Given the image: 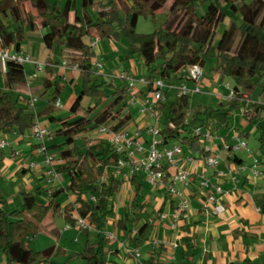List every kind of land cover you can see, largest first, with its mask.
<instances>
[{
    "label": "trees",
    "instance_id": "1",
    "mask_svg": "<svg viewBox=\"0 0 264 264\" xmlns=\"http://www.w3.org/2000/svg\"><path fill=\"white\" fill-rule=\"evenodd\" d=\"M167 1L131 0V4L127 5L123 0H81L79 15L72 0H67L63 8L52 5L49 0H0V51L8 49L19 53L29 34L46 29L47 33L42 37L45 47L52 52H66L67 64L77 66L84 80L70 109V114L77 117L65 122L51 117V107L36 114L32 108L19 105V100H11L7 92L0 90V133L23 134L32 127L36 117L47 116L53 124L62 122L55 131L49 132L50 138L53 135L63 140L57 157L62 164L56 166V173L59 177L66 176L69 179L65 189L55 191L51 188L48 191V206L38 201L37 194L22 191L20 210L0 212V253L6 257L7 264H51V259L60 255L58 251L55 253V247L32 251L27 241L28 237L39 232V224L49 213L57 193L66 190L76 198L74 204L65 208L66 219L71 227L76 226L73 218L76 214L92 229L101 231L106 220L113 215L109 199L119 192L123 181L110 174L109 169L119 155L103 139L84 149L78 147L76 140L87 132L109 124H113L110 129L119 130L132 120V116L128 109L129 93L126 85L117 88L112 83L107 86V83L97 84L92 79L96 68L92 62L93 47L89 43L91 29L101 40L124 41L141 57L147 74L145 79L149 82V93L153 90L152 83L155 80L169 86L173 85L174 80L189 81V69L198 67L202 70L205 57L212 50L215 51L216 60L213 71L221 78L236 81L229 100L220 102L216 108L203 106L191 121L187 119L190 95L177 96L176 104L170 108L164 101L160 102L157 109L166 112L160 129L164 146L177 141L179 146L188 145L192 151L204 156L200 148L202 139L193 134V125L199 123V127L212 133L218 127L228 128L233 110L237 107L243 108L244 122L250 124L258 120L264 123V105L248 102L244 96L245 91H254L259 87L264 93V0L250 3L245 0H198L209 2L202 13L195 5L196 0H170L172 3L165 12L167 20L180 9H185L191 17L185 28L180 33L158 29L150 35L138 34V18L141 15L154 16L164 9ZM28 2L35 14L25 10L24 5ZM88 7H96V19L88 14ZM70 14H73L72 21ZM235 17L241 20L239 26L234 22ZM226 19H230V29L224 30L220 40L212 45L216 29ZM235 31L239 39L236 49L230 53ZM87 38L89 41H86ZM23 65L13 60L6 61L4 75L8 88L25 81ZM105 90L111 91L107 94ZM135 95L138 97V92ZM85 96L96 98L98 104L94 107L82 106L81 99ZM25 102L29 103L28 100ZM52 102H57L56 96ZM259 130V143L264 149V129ZM40 148L41 144L36 146V149ZM2 158L0 151V163ZM232 158L239 161L236 154H232ZM104 176L106 180H102ZM134 178L131 183L136 185V191L132 205L137 206L140 185ZM86 196L92 197L94 201L84 199ZM109 240L100 235L96 242H87L81 253L82 258L89 264H103V249ZM191 241L192 237L186 240L187 248H190ZM188 251L191 252L192 248Z\"/></svg>",
    "mask_w": 264,
    "mask_h": 264
},
{
    "label": "crops",
    "instance_id": "2",
    "mask_svg": "<svg viewBox=\"0 0 264 264\" xmlns=\"http://www.w3.org/2000/svg\"><path fill=\"white\" fill-rule=\"evenodd\" d=\"M26 4H29L32 8L29 2ZM162 11L165 13L164 10L159 12ZM30 13L35 14V11ZM70 20H73V14H70ZM42 31L47 33L46 29H38L31 34L43 37L46 33ZM89 37L90 44L96 42V46L93 48L94 57L92 59V62H96L98 59L96 52L102 53V49H98L99 45L96 40V37L98 39L99 37L92 29L90 30ZM126 47L124 50L129 51L130 56L125 59L126 69H123V72L130 74L135 79L137 78V80L145 78L147 74L141 57L128 46ZM9 55H19L29 58L30 61L24 64H29L46 75L42 84L43 94L41 100H37L31 96L32 93L29 90H19L18 99H16L19 100V105L32 108L36 114L51 107L53 112L51 117L60 119L62 122L70 121L77 117V115L70 114V109L81 91L79 87L82 88L84 80L79 70H74L72 67L64 65L65 62L67 63L66 52L62 53L58 50L52 52L45 45L43 47L39 43L36 44L34 49L33 44L27 41L25 45H22L19 53L9 50ZM39 65L41 66L40 69ZM103 70L104 68H102V74L94 70L92 74L94 82L97 84L107 83V86L112 83L115 86L113 81H106V77L103 76L105 75ZM117 70L115 69V71ZM140 72H143V74ZM2 73L4 88L0 87V90L7 92L10 88L6 85L4 70ZM217 79L218 76L214 78V81ZM207 83L208 81H204L205 85H208ZM125 85L126 83L123 82V86ZM66 86H69L71 90L68 100L62 106L59 98L65 91ZM147 90V85L136 83L135 93L138 92V102L134 107L137 110H140L144 99L148 97L149 92ZM105 91L109 94L111 90ZM215 94L220 96L216 89ZM54 96L59 101L58 106L52 102ZM33 98L36 100L34 103H32ZM84 99L88 101L87 105L83 104ZM25 100H28L29 103L27 104ZM225 100L221 98L219 102ZM39 101L44 104L41 109L37 105ZM260 103H264V100ZM97 104L98 100L94 97L85 96L81 99V105L84 107H94ZM129 107L131 105H128V109ZM43 119H47L50 124H53L49 120V117L43 116L41 118L36 117L32 126L35 123L40 124ZM142 120L143 122L138 124ZM162 120L164 122L165 119L163 118ZM62 122L54 123V125H57L58 128ZM242 123L246 125L244 121ZM149 124L152 123L146 122V119L143 117L137 122L132 117V120L121 129L132 133L135 130L144 129ZM112 125L109 124L107 127H111ZM31 129L32 127L29 130ZM96 130L98 129L93 131ZM93 131L87 132L77 138L82 142V149L94 144L97 140H105V137L99 133L97 138L90 139L89 135ZM216 131H213V134L215 133L217 137L213 144V151L221 152V158L219 165L214 169L206 167L202 160L203 155L200 152L192 151L188 145L181 146L183 154L180 158V164L183 169L192 173L193 177L190 179L187 187L179 183H176L175 187L182 191L189 199L188 218L181 219L178 222L174 221L172 215L179 204V200L173 199L167 194L164 184L154 187V194H145L143 182H146V180L143 173H138L134 176L133 180L140 185V189L137 196V206L132 205L136 185L131 183L132 179L126 181L116 176L114 170L110 168L109 173L113 174L116 179L123 181L121 189L126 183L129 191L125 196L121 195L116 199L115 196L119 194L120 189L118 193L109 199V208L112 209L113 215L106 220L105 227L101 231L92 229L89 232H83L76 227L65 229L68 224L65 208L70 204H74L76 198L72 193L70 196V192L64 190L55 195L49 213L39 224V232L27 238L29 249L36 252L49 247H55V253L58 251L60 255L53 257L51 264H89L81 255L87 242L94 243L99 240L100 235L105 238L107 234H111L113 239H110L103 249V264H264V178H260V173H264V167L260 169L257 166L254 169L252 161L244 169L241 157L236 155L239 161H234L233 158L231 159L232 154L221 149L226 144L232 145L235 143V132L231 137H224V141L220 140V135ZM25 133L26 131L23 134L11 133L16 137L13 143L23 145L25 143ZM29 137L34 139L32 134ZM143 137L146 142H149V137L145 133H143ZM239 137H242L240 133ZM36 143H29L32 155L24 160L17 157L20 155L14 149H11L10 157H6L3 152L5 148L0 150L3 154L2 162L0 163V176L7 174L8 178L18 177L26 179V190L21 188L22 184L17 185V192H14L16 195L15 200H12L10 205L6 203L5 207H1L0 205V212L3 210H20L22 206L20 192L22 191L45 195V202L37 199L40 203L48 206L50 203L48 191L51 188L58 191L67 187H64L62 183L63 179H67L66 176L53 179L46 175V168L43 164L44 157L39 149H37V152L39 156L41 155L42 159L37 161L36 164L34 163L36 146L40 145ZM44 144H46L44 146L45 149L48 147L49 150L55 148L56 150H60L63 140L52 135ZM147 144L145 143V146ZM172 145H178V142L166 144L165 147ZM202 147L203 144H201L200 148L202 149ZM46 152L48 153V151ZM48 154L53 155L54 153L49 152ZM54 155L58 157L59 151H56ZM30 164H34V167L31 168ZM259 165H264V162H261ZM250 169L258 172V174L252 175ZM174 170V168H169L168 174L173 173ZM216 173H222V176L217 177ZM202 175L209 178L212 184L221 186L223 195L221 196L220 204L223 210L219 213L214 212L217 204L207 203V194L199 188L198 179ZM102 180H106V177L104 176ZM42 182H48L51 186L48 189L44 188ZM149 187L152 186L149 185ZM83 198L90 202L94 201L89 196ZM160 214H165L167 218L160 219ZM58 220L62 221L61 226ZM144 228L145 231L141 232ZM191 237L192 241L189 243V246L192 248V251L187 252V249L190 248H187L185 242ZM30 242L31 245L29 246ZM33 245L34 249L31 248ZM136 252L139 254L138 258L135 256ZM3 258L6 259L0 253V264H6Z\"/></svg>",
    "mask_w": 264,
    "mask_h": 264
},
{
    "label": "rangeland",
    "instance_id": "3",
    "mask_svg": "<svg viewBox=\"0 0 264 264\" xmlns=\"http://www.w3.org/2000/svg\"><path fill=\"white\" fill-rule=\"evenodd\" d=\"M49 1L51 2L52 5L57 4L59 8H63L67 0H49ZM72 1L75 3V9L77 13L80 15L81 14V0H72ZM123 1L127 5L131 4V0H123ZM252 1L253 0H245L246 3H250ZM171 3L172 2L170 0L167 1L163 9L164 12H166V9L171 5ZM208 4L209 2L203 3L202 1L199 2L198 0H196L195 2L196 7L199 8L200 10L199 13H202L203 9L205 10ZM24 8L28 12H34V10L30 7L29 4H25ZM87 12L93 19L97 18L98 11L96 7H88ZM190 20H191V17L189 13L187 12V10L185 9H180L176 14L171 15L168 20H167L166 14L163 13V11L158 12L154 16L145 17L141 15L138 18V22L136 25V32L142 35H150V34H153L158 29H163V30L169 29L171 31H177L178 33H180L185 28V26L190 22ZM234 22L236 26H239L241 23V20L240 18L235 17ZM228 29H230V19H226L223 25L218 26V28L216 29L215 35H214L212 45H215L220 40L223 31L228 30ZM42 32L46 33L44 31ZM238 39L239 37L237 35V31H235L232 43L229 47L230 53H233L234 50L236 49ZM96 40H97V44L99 45L98 49H102V53L96 52V55H97L96 57L98 58L97 59L98 64L101 65L102 68H104L103 72H105L106 76H111V79H112L111 81H113L116 87H121V85L123 86V82L117 77H115V74L116 73L120 74L121 72H123V69H126L125 59L130 56V52L124 50V48H127L126 43L124 41L118 42L115 40L105 41V40L98 39L97 37H96ZM27 41H30L33 44L34 49L37 43L41 44V46L44 47L42 37L29 34L27 40H25L23 45H25ZM86 41H89L88 38L86 39ZM110 46L113 47L114 52H113L112 47ZM215 65H216L215 51L212 50L209 56L205 57V65L201 70L202 76L199 78L198 82H192V81L185 82L183 80H174L172 88L170 89L166 88L165 94L163 96L164 97L163 100L167 108L173 107L176 104L178 92L180 90H183L184 88L190 92L189 95L191 96L190 109L187 115L188 121H191L193 119L195 113L199 111L201 107L210 106L211 108H216L219 106V103H220L219 100L221 98L227 100L236 81L232 78H221L217 73L213 71V68L215 67ZM115 69H118V70L115 71ZM2 71H3V68L1 65L0 87L4 88ZM24 71H25L26 80L24 82L15 83L10 89H8L7 92L9 94V97L14 101L18 99L19 90H25V91L29 90L32 93L31 96H33L37 100H41V96L43 94L42 84L46 78L45 73H42V71L41 72L38 71L35 67H32L29 64H24ZM101 73H102V70H101ZM140 73L143 74V72H140ZM216 76H218V79L214 81V78ZM202 81H203V84H202ZM204 81H208L207 83L208 85H205ZM226 84H229L230 86L229 89L226 88ZM197 87H200L199 93H195V89ZM79 89H81V87H79ZM215 89L219 92L220 96L215 94ZM70 90H71L70 87L66 86L65 91L60 95L59 100L61 101L62 106L68 100L69 98L68 95L70 93ZM192 91H194L193 94H191ZM150 95L151 93L148 94L149 98H150ZM244 96H245V100H247L248 102H258L259 104L264 105V103H260L262 102V100H264V93H262L260 87L254 91H249V90L245 91ZM87 103L88 101L84 99L83 104L87 105ZM37 105L41 109L44 104L43 102L39 101ZM129 110L135 122L142 119L140 110H137L136 107L131 106L129 107ZM242 112H243V108L241 107L235 108L233 110V114L231 115V118L229 121V127L228 128L218 127L217 131L216 130L214 131L218 132V134L220 135V140H224V137L226 136L231 137V135L234 134V132H235L236 137L239 136V133H240V135L242 136L240 137V140L246 144L247 148L238 151L236 155L243 159V163H244L243 168L246 169L245 167H247L248 164H251V162L255 158L258 159V161L264 162V149H262L261 144L259 143V138H260L259 129H264V123H261L260 121L257 120L250 124L245 122L246 125H244V123H242L243 122ZM165 115H166V112H163V113L160 112V123L158 125L159 129H161L162 127L161 123H163L162 119L163 118L165 119ZM142 122L143 120L141 122L139 121L138 124ZM146 122L152 123L154 125L153 120L148 121V119H146ZM198 124L199 123H196L195 125H193L194 128L197 127ZM40 125L46 127L48 131H55L57 129V125L50 124V122L47 119H43L40 122ZM25 134H26L24 136L25 143L23 145H18L16 143H13V141L16 139L14 135L0 133V141H5L7 143V145L4 147L5 149L3 150L6 157H10L11 149H14L15 151H17V153H19L18 155H20L17 157L21 158L22 160L28 159L32 155L29 143L32 144V143L37 142L36 144H39V142L35 137L34 139L32 137H29L30 134L33 135L32 129L29 131H26ZM98 136H99L98 130L93 131L89 135L90 139L97 138ZM173 143H177V142L175 141ZM76 144L78 145L80 149H82L81 148L82 142L80 141V139H77ZM56 151H59V150H56V148L50 149L48 150V153L51 152V153L56 154ZM36 152H37V149H36ZM36 152H35V158H34L35 164L37 161H40V159H42V157H40L41 155L39 156L38 152L37 153ZM258 167L261 169V167H264V165L262 166L258 165ZM250 170H251V174L253 175L254 171L252 169ZM260 176H261L260 178H264V173H260ZM62 183L64 187L68 186L69 179L68 178L63 179ZM21 184H22L21 188L23 190H26L25 188L26 179L18 178V177L8 178L7 174L5 176H0V205L1 207L2 206L5 207L6 203L10 205L11 201L15 200L14 198L16 197V195L14 194V192H17V185H21ZM143 184H144V193L152 194L155 188L149 187V185L145 181L143 182ZM42 186L48 189L51 186V184L48 182H42ZM128 191H129L128 185L125 183L121 191L119 192V194L115 196V198L117 199L118 196H121V195L125 196V194ZM69 194L70 196L72 195L71 192ZM37 198L43 202L46 201L45 195L41 193L37 195ZM58 223L60 226L62 225L61 220H58ZM30 245H31V242L29 243V246ZM31 248L34 249V245ZM3 260H5L7 264V260L4 258Z\"/></svg>",
    "mask_w": 264,
    "mask_h": 264
},
{
    "label": "built area",
    "instance_id": "4",
    "mask_svg": "<svg viewBox=\"0 0 264 264\" xmlns=\"http://www.w3.org/2000/svg\"><path fill=\"white\" fill-rule=\"evenodd\" d=\"M91 46L94 48L96 42H92ZM7 60H13L18 63L24 64L29 62V58H24L19 55H9V50L0 51V61L3 70H5V63ZM65 66L72 67L74 70H78L77 66H70L66 62ZM94 66L97 72L101 73L102 66L98 62H94ZM39 69L41 66H38ZM106 81H110L111 76H106ZM202 76V71L198 67H192L189 69V80L198 82L199 78ZM115 77L124 81L126 83V88L129 93L128 104L134 106L138 101L135 95V85L136 83L148 85L149 82L147 79L142 78L136 80L130 74L121 72L120 74H115ZM153 90L150 92V98L147 97L144 99L141 108L140 114L143 118L148 120H153L154 125H148L144 129L135 130L132 133H128L126 130H112L111 127L101 126L98 128V133L105 137L110 145L113 146L115 152L119 157L114 161L113 166L111 167L114 170L116 176L121 177L122 179L128 181L132 179L136 174L143 173L145 176L146 182L152 186L157 187L164 184L167 194L173 198L179 200V204L175 211L173 212V219L175 222H178L181 219L188 218V209H189V199L188 197L180 190L175 187L176 183L182 184L187 187L190 183V179L193 177V174L189 171L183 169L180 164V158L183 154L182 147L179 145H172L165 147L160 135V129L158 127L160 123V111L157 109L160 102H163L164 95L163 91L165 89H170L172 86L167 85L166 83L155 80L152 83ZM226 88L229 89V84H226ZM200 92V87L195 89V93ZM187 89L180 90L177 96L189 95ZM194 91L191 92L193 94ZM232 97V92L227 100ZM36 100L33 98L32 103ZM56 106L59 105V101L55 103ZM194 135L200 136L203 144L204 156L202 160L207 168L214 169L220 163L221 152L213 151V144L217 137L210 131L205 130L202 127H195L192 130ZM33 136L41 144L39 149L40 153L43 154V164L46 168V175L49 178L57 179L59 178L56 173V166L61 165L62 161L57 157L50 155L46 152L44 148V143L50 138V132L44 126H41L39 123H35L32 126ZM143 133L149 137V142H146ZM235 143L232 145L226 144L221 149L222 151L228 152L229 154H235L242 149H246V144L240 140V137L237 136L234 138ZM145 143H148L145 146ZM7 145L5 141H0V150L4 149ZM259 165L258 159L253 160V168L256 169ZM30 167H34V164H30ZM169 168H174V172L168 174ZM258 172H254V175H257ZM217 177H221L222 173H216ZM199 188L202 189L206 195L207 203H216L214 208L215 213H219L223 210L222 205L220 204L221 196L223 191L220 185L212 184L211 180L205 175H202L198 179ZM49 194V192H48ZM220 196V197H216ZM93 200V198H92ZM160 219H166L165 214L159 215ZM76 222V228L81 231H90L92 227L84 220L79 218L76 214L73 216ZM71 225L67 224L65 229H70ZM108 239H113L111 234H107ZM135 256L138 258L139 254L136 252Z\"/></svg>",
    "mask_w": 264,
    "mask_h": 264
}]
</instances>
